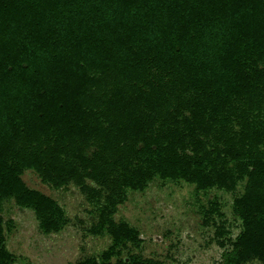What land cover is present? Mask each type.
<instances>
[{"label":"trees","instance_id":"trees-1","mask_svg":"<svg viewBox=\"0 0 264 264\" xmlns=\"http://www.w3.org/2000/svg\"><path fill=\"white\" fill-rule=\"evenodd\" d=\"M26 169L99 203L112 245L75 264H160L120 256L140 239L112 216L156 177L242 181V230L219 264L264 263V0H0V206L59 230L61 207ZM14 261L0 213V264Z\"/></svg>","mask_w":264,"mask_h":264},{"label":"rangeland","instance_id":"rangeland-1","mask_svg":"<svg viewBox=\"0 0 264 264\" xmlns=\"http://www.w3.org/2000/svg\"><path fill=\"white\" fill-rule=\"evenodd\" d=\"M21 177L27 186L57 201L62 225L57 231L43 232L32 209L17 205L12 198L4 200L0 213L13 264H75L86 258L100 260L108 252L112 238L98 225L99 203L89 201L73 183L53 187L42 182L32 169L24 170ZM242 189V181L231 191L202 190L184 180L156 177L143 190H127L112 216L133 227L140 241L121 247L119 255L139 254L160 264L221 263L223 250L230 249L242 230L232 210L233 198ZM211 202L217 203L218 212L212 211ZM245 264L264 263L252 258Z\"/></svg>","mask_w":264,"mask_h":264}]
</instances>
